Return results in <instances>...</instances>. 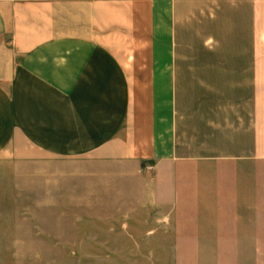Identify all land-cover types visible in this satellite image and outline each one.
<instances>
[{"label":"crops","instance_id":"crops-1","mask_svg":"<svg viewBox=\"0 0 264 264\" xmlns=\"http://www.w3.org/2000/svg\"><path fill=\"white\" fill-rule=\"evenodd\" d=\"M3 162L75 245L264 264V0H0Z\"/></svg>","mask_w":264,"mask_h":264},{"label":"rangeland","instance_id":"rangeland-1","mask_svg":"<svg viewBox=\"0 0 264 264\" xmlns=\"http://www.w3.org/2000/svg\"><path fill=\"white\" fill-rule=\"evenodd\" d=\"M8 165L0 163V213L13 214L0 215V264H171L168 248L104 247L90 240L75 245L68 223L36 213L35 170Z\"/></svg>","mask_w":264,"mask_h":264}]
</instances>
